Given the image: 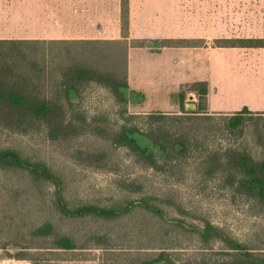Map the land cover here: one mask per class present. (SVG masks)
<instances>
[{"label": "rangeland", "instance_id": "rangeland-1", "mask_svg": "<svg viewBox=\"0 0 264 264\" xmlns=\"http://www.w3.org/2000/svg\"><path fill=\"white\" fill-rule=\"evenodd\" d=\"M100 47L102 55L89 62L123 79L125 50L120 44ZM82 88L81 99L74 105L84 114L82 119L60 127L55 134L51 133L54 126L0 120V148L18 149L23 155L50 165L62 177L65 194L72 203L117 206L150 196V202L164 209L166 224H160L141 206L117 220L94 216L70 218L60 214L53 205V183H35L27 176L0 170V244L7 246L0 247V264H35L28 259L9 257L7 252L14 254L21 247L29 246V242L32 246H48L52 238L33 241L28 236L34 225L46 220L53 222L57 232L73 235L78 247L65 251L31 248L33 256L42 263L47 259H53L51 262L55 264L126 263L135 254L159 246L158 238L167 229L180 242L176 252L182 263L200 257L204 249L198 239L170 226L177 220L184 221L183 225L212 222L249 247L264 252V201L240 192L230 182L229 171H217L215 156L208 155L236 145L249 152L254 161H263L264 113L248 115L242 135L209 132L205 142L207 151H197L173 168L160 172L138 163L128 149L116 148L108 139L122 124L141 122L139 114L152 111L120 102L109 87L96 82ZM195 100L198 101L197 95ZM187 109L191 108L186 106ZM208 113L213 114L211 123H223L222 116L218 115L222 112ZM100 152L108 155L104 161L97 159ZM131 179L142 187L141 191H129L126 183ZM96 236H101L107 245L97 244Z\"/></svg>", "mask_w": 264, "mask_h": 264}, {"label": "trees", "instance_id": "trees-1", "mask_svg": "<svg viewBox=\"0 0 264 264\" xmlns=\"http://www.w3.org/2000/svg\"><path fill=\"white\" fill-rule=\"evenodd\" d=\"M123 39H87V40H21L0 39V120L14 123L38 122L54 126L55 134L64 125L73 124L82 119L74 108L81 99L85 84L99 83L109 87L120 102L137 105L144 100V95L132 90L128 84L127 50L129 46L161 48L165 46L191 45L187 40H148L132 39L128 41V14L126 0H122ZM219 46H264V38H232L216 40ZM101 44H120L126 53V74L123 79L114 73L103 71L89 61L99 57ZM66 46V47H62ZM61 47L59 49H55ZM56 84V85H55ZM193 91L198 101L195 108L187 109V93ZM208 83L196 81L182 86L178 92L180 112L169 113L161 110L139 114L141 122L122 124L114 134L108 136L109 142L116 148L123 147L143 166L165 172L173 168L182 159L197 151H207L205 142L209 132L242 135L245 131L247 116L257 114L248 107L229 113H218L222 124L215 125L209 120L213 114L207 111ZM263 114V113H260ZM56 126V127H55ZM216 170L229 171L230 182L237 189L250 197L264 201V160L254 161L249 152L235 146L216 150ZM107 154L99 153L97 159L104 161ZM0 170L11 171L27 176L32 182H51L55 185L53 205L57 211L70 218L94 216L108 220H117L141 206L158 221L165 222L164 209L150 196H143L139 201L117 206H102L94 203H72L66 196L62 177L42 160H34L18 149L0 148ZM213 171V170H212ZM211 171V172H212ZM215 171V170H214ZM131 192H139L142 187L135 180L126 183ZM166 224V222H165ZM177 220L170 224L181 229L185 234L195 236L204 253L193 260L182 263L176 245L178 239L167 229L159 236V246L150 247L146 252L135 254L122 264H264V252L249 247L246 242L235 238L223 227L206 221L203 224ZM35 239L52 238L48 246H23L9 257L28 259L35 264H55L47 259L42 263L33 256L31 248L45 247L55 251L77 248L76 238L70 234L57 232L53 222L46 220L34 225L28 235ZM97 244L103 243L101 236H96ZM215 245H221L218 249ZM0 247L7 248L6 244ZM108 247V246H103ZM50 251V250H49ZM209 252L218 254L213 257ZM56 264H61L56 262Z\"/></svg>", "mask_w": 264, "mask_h": 264}, {"label": "crops", "instance_id": "crops-1", "mask_svg": "<svg viewBox=\"0 0 264 264\" xmlns=\"http://www.w3.org/2000/svg\"><path fill=\"white\" fill-rule=\"evenodd\" d=\"M128 41L187 40L157 49L129 46L128 84L146 111H180L178 92L208 83L207 111L264 113V46L218 39L264 38V0H126ZM0 39H123L122 0H0ZM189 91L185 105L195 108Z\"/></svg>", "mask_w": 264, "mask_h": 264}]
</instances>
